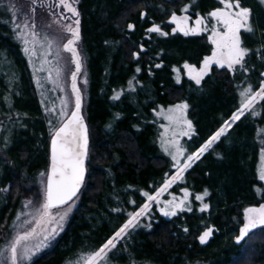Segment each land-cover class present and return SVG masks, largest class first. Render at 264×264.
Masks as SVG:
<instances>
[{
  "label": "trees",
  "instance_id": "trees-1",
  "mask_svg": "<svg viewBox=\"0 0 264 264\" xmlns=\"http://www.w3.org/2000/svg\"><path fill=\"white\" fill-rule=\"evenodd\" d=\"M252 1L249 8L262 29L264 10ZM186 3L187 0H79L80 50L87 79L86 102L82 106L88 134L85 180L63 230L49 247L24 264H71L80 254L98 249L122 224L124 206L125 211H131L142 199L137 189L151 190L167 166L165 158L156 153L153 125L147 123L154 103H188V116L195 129L187 141L191 152L237 109L235 100L242 87L251 84L255 89L258 85L255 77L259 70L264 71V59L257 61L253 54L246 61L249 69L254 67L253 78L245 75L237 83L230 71L214 65L200 85H193L183 75L176 83L171 70L174 65L183 60L200 64L212 48L205 34L169 33L171 25L166 19L172 12L183 14L181 8ZM43 4L41 7L37 0L33 6L42 10L55 2L43 0ZM198 8L205 10L201 3ZM142 12L146 13L143 19ZM188 14L196 17L193 11ZM130 23L135 25L134 30L128 29ZM153 23L169 35L148 34L146 29ZM8 29L0 23V62L6 64L0 69V93L6 80L16 75V82L4 92L12 95L6 109L18 113L25 124L23 130L12 134L11 146L6 150L9 159L0 164V188L7 189L0 203V245L7 237L6 225L18 197H27L35 170L48 162L41 109L20 45ZM141 45L145 51L140 50ZM133 53H139V59ZM156 64L162 67L156 68ZM137 67L141 69L139 73L135 71ZM130 80L133 83L128 92L124 89ZM113 92L121 93L119 100L112 99ZM254 108L255 114L246 113L226 138H221L185 173V181L193 191L209 190L206 199L215 204L211 218L206 221L202 216L198 221L192 211L172 217L155 213L150 227L134 230L117 246L120 257L116 262L232 264L241 248H246L240 264H264L261 230L257 229L246 245L233 247L230 241L225 242L226 233L240 227L243 210L264 203V183L257 177L264 148V101ZM128 197L135 205L129 206ZM122 200L126 203L116 211ZM207 227H213L214 232L206 244H201L198 237Z\"/></svg>",
  "mask_w": 264,
  "mask_h": 264
},
{
  "label": "snow or ice",
  "instance_id": "snow-or-ice-1",
  "mask_svg": "<svg viewBox=\"0 0 264 264\" xmlns=\"http://www.w3.org/2000/svg\"><path fill=\"white\" fill-rule=\"evenodd\" d=\"M195 0H193V3ZM37 0H31V4L35 5ZM79 0H55V7L62 8L61 18L71 20V23L62 24L61 28L67 35L60 37L59 40H53L47 36L43 40L39 37V33L35 31L34 13L35 7L31 8V15L25 14L20 22H16L17 13L21 10L15 4L7 5V11L12 13V24L15 38L20 40L23 45V51L28 56L29 64L33 66L34 75L36 72H47V79L58 87L60 91H64L61 83L64 75V67L61 65L63 57L62 52L70 54L69 63L74 65V70L70 71L71 96L74 97V106L70 107L71 99L64 97L60 100V108H47L46 111L54 113L57 116V123L50 124V163L46 173V181L43 188V199L39 207L34 212L23 213L31 216L23 223L31 225L22 232L18 231L11 240L6 250H0V264H24L25 261H32L42 249L50 246L55 240L59 232L63 230V224L72 211L74 198L77 197L85 180L86 167L85 162L88 157V134L87 126L81 115L82 94L78 87V76L82 72L83 57L78 49L80 36V12L77 5ZM264 5V0H259ZM218 5L206 15L196 13L193 21L192 17L187 13L191 5H185L181 12L177 15L172 12L169 23L175 25L172 28V34L177 32L184 36L200 35L209 33L207 39L212 45L210 55L203 57L199 66L184 62L183 70L189 80L194 81L196 85H200L204 78L208 76L215 65L220 69H227L235 73L237 66L239 69L247 72L245 57L249 55L250 49L242 46L241 35L243 33H253L254 28L251 23L252 10L242 5L241 0H218ZM3 5H0L2 7ZM40 6L44 7L43 0H40ZM53 5L49 4L51 8ZM64 13H70L65 16ZM146 13H141V19L145 18ZM191 22V23H190ZM129 30H134V24L127 25ZM19 29L17 32L16 30ZM147 33H157L160 36H168L169 33L163 31L161 26L153 23L146 29ZM66 41V42H61ZM31 45V47H29ZM37 45L41 50L40 65L37 68L33 63V57L37 56ZM141 51H145L141 45ZM257 54L260 49H257ZM53 56L55 63L49 60V56ZM134 58L139 59V53H133ZM264 59V57H261ZM156 68H161L162 64H156ZM137 73L141 71L139 67L135 70ZM172 71L176 73V83L181 82V69L173 67ZM151 74V73H150ZM264 77V72L260 74ZM40 87V80L36 81ZM84 83H87L85 79ZM131 88L133 81H129ZM134 90V89H133ZM43 95V93L41 94ZM121 93L113 95V100H119ZM239 106L231 114L228 119L223 120L220 127L211 133L206 141L199 145L194 151L189 152L181 143V138H192L195 131L193 123L187 118L189 105L187 102H181L167 107L161 106L156 112L157 116L162 117L167 124H161L163 132L161 133L160 144L164 153H166L172 162L174 173L165 174V178L160 187L155 189L153 194L145 191L143 196L147 198V202L141 205L138 210L129 212L127 220L103 243L98 249L90 252L88 255L81 257L83 264H102L108 253L116 248L117 242L129 235L130 230L140 226L142 218L148 216L153 203L158 206L159 212L164 217H172L177 211H192V201L190 197L194 195L196 201L200 202L199 211L206 212L210 205L205 203V198L210 196L207 188L201 193L193 194L188 187L181 189L182 197L171 195V199L162 200L166 192L174 184L185 181V173H187L193 165L202 159V157L226 138L229 130L233 125L245 115L246 112L255 114L254 106L264 101V79H261L258 87L254 90L251 84L239 91ZM43 103V101H42ZM219 156V154H217ZM259 179L264 181V148L260 152V167L258 169ZM42 175H44L42 173ZM259 191V190H258ZM71 202V203H70ZM134 203V201L132 202ZM32 201L25 203V208L29 207ZM67 207H64L66 206ZM55 210V211H54ZM119 211V209H116ZM20 216H17V220ZM150 227V225H148ZM259 229L264 232V203H260L256 207H246L243 210V220L238 229V234L234 237L236 245L242 243L247 244L252 234ZM188 231L187 228L184 229ZM214 232L213 227H207L198 237L201 244H206ZM246 252V248H241V253L232 261V264H240L242 255ZM75 264H80L77 260Z\"/></svg>",
  "mask_w": 264,
  "mask_h": 264
},
{
  "label": "rangeland",
  "instance_id": "rangeland-1",
  "mask_svg": "<svg viewBox=\"0 0 264 264\" xmlns=\"http://www.w3.org/2000/svg\"><path fill=\"white\" fill-rule=\"evenodd\" d=\"M251 1L252 0H241V3H242L243 6L249 7V4H250ZM54 2H55V0H54ZM252 2H254L253 5L257 4L264 10V5H261L259 3V0H253ZM11 3L15 4L19 9H21L17 13L16 22H20L24 18L25 14H30L31 15V8L34 7L33 5H31L29 3L28 0H11ZM199 3H201V6L203 8H205V10L198 8L199 7ZM210 3H212V5L209 6ZM8 4H9V0H0V5H3L2 7H0V23L1 24L2 23L6 24V26L9 28L8 30H10V32L12 34H14V32H13V24H12V19H11L12 13L7 11V5ZM185 5H191L190 8H189V12L193 11L195 13H199L200 15H206L209 11L214 9L213 7L220 6V5H218V0H195L194 3H193V0H187V3ZM35 9H36V7H35ZM61 13H63V9L62 8H56L55 5H53L51 8L47 7V8H43L42 10L41 9L40 10H37V9L35 10V13H34V20H35V25H36L35 31L39 33V37L41 38V40H43V37H45V36H47L48 38L53 39V40H59L60 37H64V36L67 35L66 33L63 32V30L61 28V25L62 24H66V23H71V22H70V20L62 19L61 18ZM64 15L65 16H70V13H64ZM177 15H182V14H177ZM188 15L191 16L190 14H188ZM170 16L166 20H167L168 24L171 25L170 28H171V31H172V28L175 27V25L169 23ZM195 18L196 17L192 18V20L194 21ZM251 23L253 25L254 32L253 33H243L242 32V35H241L242 46H244V47H246L248 49L250 48L251 51H252V52L250 51L249 55L247 57H245V60L246 61L249 60L250 56L253 54L252 56H253V58L255 60L261 61V60H263L261 57H263V55H264L263 54L264 53V25H263L262 29L258 26L259 24H258V21H257V17L253 13V11H252ZM16 31L18 32L19 29H17ZM177 33H179V32H177ZM148 34H150V33H148ZM202 34H205L206 37H208V35H209V33H202ZM15 40L20 45L19 48L21 50V55L24 58L25 64H26L27 76L29 78L31 86L33 87V90H34V93H35V97L37 98V102H38V104L40 106V109H41V112H40L39 115H40V118L43 119V121H44L43 130L46 133L47 141H49V138L51 136L49 120H51L53 122V124H56L57 123V116L54 113L47 112L46 111V107L47 108H55L58 111L59 108H60V100L62 98H64V97H69L71 99L70 107L74 106V97L71 96V84H70V71L74 70V65H71L69 63L70 54L66 53V52H62L61 55L63 57V60L61 61V65L64 67V75L62 77L61 83L63 84L64 91H60V89L58 87L54 86V84L51 83L47 79L48 73L46 71L45 72H36L35 75H34L33 66L29 64L28 56L23 51V48H24L23 43L20 40L16 39V38H15ZM61 42H66V41H61ZM29 47H31V45H29ZM78 49L81 52V50H80V41L78 43ZM257 49H260V53L259 54H257V51H256ZM81 54H82V52H81ZM40 56H41V50L39 49V45H37V56L33 57V63L35 64V66L37 68L40 65ZM82 57H83V54H82ZM48 59L52 60L53 63H55V59H54L53 56L50 55L48 57ZM184 62H187V61L183 60V61H181L179 63V65H174L173 67L180 68L181 69L180 75L185 76L188 81L193 83V85H196L194 81H191V80L188 79L185 71L183 70ZM190 64H195V63L194 62L193 63L190 62ZM198 64H195V65L198 66ZM4 65H6V64L3 63V62H0V69L3 68L2 66H4ZM173 67L171 68V70L173 69ZM246 67L248 69L247 72H244V71L240 70L239 66H237V71L235 73L230 71V73L235 77V80H237V83L239 81L243 80L245 78V75H248L249 77L253 78L251 70L254 67L249 69L247 64H246ZM262 72H264V71L259 70L257 77H255L256 82L258 84H259L261 79H264V77L260 76V74ZM172 76H173L174 80L176 81V79H175L176 73H174L173 71H172ZM37 79L40 80V84H41L40 87L37 86V83H36ZM85 79H86V74H85L84 59H83L82 72L78 76V81H77L78 87L81 89L83 107L85 106V102H86V84L87 83L86 84L84 83ZM14 82H16V75L13 74V75H11L10 78H8L6 80L5 87L2 89V91L0 93V164L3 163L6 159H9L7 157V155H6V150L11 146V136H12V134H14L15 132L17 133V132L23 130V126L25 124L24 123V119L22 117H20V115L18 113H16L14 110L6 109V106L9 107V105H10V97L12 95H10L8 93H4V92L8 88H10L11 84L14 83ZM247 86H248V84L244 85L242 87V89L247 87ZM257 87H258V85H256L255 89ZM131 88H132V86H131ZM131 88H130L129 83H128L124 90L129 92V90H131ZM42 93H43V95H41ZM114 94H116V92H113L111 97H113ZM239 100H240V97H238L235 100V102H236V104L238 106H239ZM42 101H43V103H42ZM181 102H186V101H180V102H177V103H181ZM177 103L162 105V104H159V103L156 102V103H154L152 108H150V110H149V114H150V118L149 119L150 120L147 123H150L151 125H153L154 145L157 148L156 149L157 150L156 153H157L158 156H162V157L165 158L166 165H167L166 169L164 170V172L161 173V175L158 178V180L153 185H151V190H148V192L150 194H153L155 189H157L158 187L161 186V184L163 182V179L165 178V174L171 175V174L174 173V169L172 168L171 158L166 153H164L163 149L161 148V144H160L161 133L163 132V128H161V124H167V121H165L162 117L157 116L156 112H154L153 110L156 109L158 111L161 106H163L166 109L167 107L172 106V105L177 104ZM246 113H248V112H246ZM186 115H187V118L190 119L189 116H188V111H187ZM109 125H111V124H109ZM227 136H228V134H227ZM188 140H189L188 137L181 138V143L186 147V149L188 147V144H187ZM47 165H48V163H47ZM47 165L44 166L43 168L35 170L34 176H32V180L33 181L30 182L29 190L26 191V193H25V195L28 193L27 197H25V198L22 197V196L18 197L17 203H16V205L14 206V209H13L12 215L10 216L9 221H8V223L6 225L7 237L5 236V239L2 240V243L0 245V250H6L8 248L11 240L14 238V236L16 235V233L18 231L22 232L26 228L31 227V225L24 224L23 222L26 219H31L32 217L31 216H26L23 213L34 212L35 208L39 207L40 203L42 202L44 182L46 181ZM259 167H260V159L258 161V168H257V177L258 178H259V174H258ZM42 173L44 175H42ZM184 182H185V184H184ZM184 182H179L178 181L176 184H174L172 186V188H170L168 190V192H166L164 194L163 197H161V199L162 200L171 199V195L170 194L176 195L177 197H182L183 193H182L181 189L183 187H188L189 190L193 194L197 193V192L193 191V189L187 184L186 181H184ZM262 182L264 183V181H262ZM6 191H7V189L6 190H1V188H0V203L2 201V197H3L4 193H6ZM143 192H145V191L142 190V189H137V194L142 199H140V202L138 204H136V205H135V202L132 203L133 199L130 198L131 195H130V197L127 198L126 201L129 204V206H131V205H135V206L132 207L131 211L130 210L129 211L128 210L125 211V206H124V208H123L124 220H123L122 224L127 220V218H128L127 214L129 212L138 210V208L141 205H143L144 203L147 202V198L143 196ZM201 192H199V193H201ZM206 198H205L204 202L208 203L210 205V207H209V209L206 212H200L199 211L200 202L195 200L194 195L192 197H190V199L192 201V212L194 213L195 218L198 221L201 220V218H203V217L205 218L206 221H208L209 218H211L210 217L211 214H213L214 211H215V204L211 200L207 201ZM28 201H32V204L29 207L25 208V203L28 202ZM125 203L126 202L122 200L120 205L118 204L119 206H117L118 209L121 208L122 205L125 204ZM0 206H1V204H0ZM64 207H67V205L64 206ZM249 207H251V206H249ZM74 209H75V203L73 204V208H72V211L69 214V216L72 214ZM155 213H158L159 215H161L160 212H159L158 206L155 205V203H153L151 211L148 213V216L145 217V218H142L141 222H140V226H138L137 228H135L133 230H130V233H132L134 230H136L138 228H146L147 229L149 227L148 225H150L151 221L154 220V218H155L154 214ZM178 213H181V211H177V214ZM18 215L20 216L19 220H17V216ZM69 216L67 217L66 221L68 220ZM242 218H243V215H242ZM66 221L64 222L63 227H64ZM120 226H118L117 229ZM238 229L239 228H237L235 230H232L230 232H227L226 235H225V242L227 240L230 241V243L232 244L233 247L236 246V243L234 241V237L238 234ZM114 232L109 237H111L114 234ZM128 236L129 235H127L123 239L119 240L117 242V246L121 242H124L126 237L128 238ZM117 246H116V248H117ZM116 248L112 249L108 253L107 257L105 258V261L102 262V264H120L119 262H116V261H118V257H120L118 252H116ZM88 254L89 253L80 254L79 256H77L71 262V264H75V262L77 260H80V264H83V261L81 260V257L86 256ZM130 264H132V263H130Z\"/></svg>",
  "mask_w": 264,
  "mask_h": 264
},
{
  "label": "water",
  "instance_id": "water-1",
  "mask_svg": "<svg viewBox=\"0 0 264 264\" xmlns=\"http://www.w3.org/2000/svg\"><path fill=\"white\" fill-rule=\"evenodd\" d=\"M81 115H82V111H81ZM83 116V115H82ZM84 118V117H83ZM84 123L86 125V122H85V119H84ZM87 126V125H86ZM50 140H51V137L49 139V144H48V165H47V171L49 169V163H50Z\"/></svg>",
  "mask_w": 264,
  "mask_h": 264
},
{
  "label": "flooded vegetation",
  "instance_id": "flooded-vegetation-1",
  "mask_svg": "<svg viewBox=\"0 0 264 264\" xmlns=\"http://www.w3.org/2000/svg\"><path fill=\"white\" fill-rule=\"evenodd\" d=\"M152 26V25H151ZM163 30V29H162ZM164 31V30H163ZM169 33H172V31H171V28H170V30H169ZM155 34H157V33H155ZM158 35V34H157Z\"/></svg>",
  "mask_w": 264,
  "mask_h": 264
}]
</instances>
